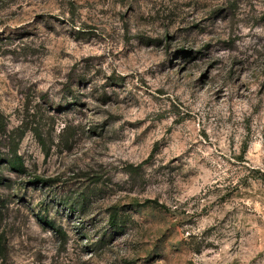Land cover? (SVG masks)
Returning a JSON list of instances; mask_svg holds the SVG:
<instances>
[{
  "label": "rangeland",
  "instance_id": "rangeland-1",
  "mask_svg": "<svg viewBox=\"0 0 264 264\" xmlns=\"http://www.w3.org/2000/svg\"><path fill=\"white\" fill-rule=\"evenodd\" d=\"M0 264H264V0H0Z\"/></svg>",
  "mask_w": 264,
  "mask_h": 264
},
{
  "label": "trees",
  "instance_id": "trees-1",
  "mask_svg": "<svg viewBox=\"0 0 264 264\" xmlns=\"http://www.w3.org/2000/svg\"><path fill=\"white\" fill-rule=\"evenodd\" d=\"M10 166H11L12 168H15V169L20 170L21 168H23L24 165L21 163L20 160H16V161H12V162H10Z\"/></svg>",
  "mask_w": 264,
  "mask_h": 264
}]
</instances>
